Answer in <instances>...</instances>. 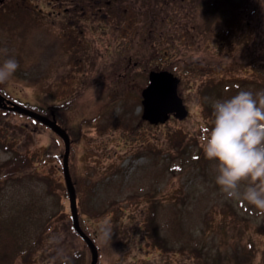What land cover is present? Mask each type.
Wrapping results in <instances>:
<instances>
[{"label": "rangeland", "instance_id": "obj_1", "mask_svg": "<svg viewBox=\"0 0 264 264\" xmlns=\"http://www.w3.org/2000/svg\"><path fill=\"white\" fill-rule=\"evenodd\" d=\"M164 1L122 0L119 10L134 23L139 22L136 14L145 18L147 28ZM204 1L203 9L196 7L199 0L164 6L173 13L174 41L148 39L139 48L142 66L130 65L127 72L118 64L120 54L136 50L129 38L139 34L114 17L94 20L92 29L82 17L84 0L79 2L78 30L61 25L65 20L56 11L64 6L53 12L43 0H31L30 11L0 18V62L8 57L19 62L0 90L41 115L58 110L57 123L69 137L77 223L95 240L97 264H264V216L244 201L225 198L200 143L201 125L211 121L208 108L221 99L217 95L233 92L236 83L253 93L264 90V0L235 2L256 11L252 46L225 30L229 13L209 22V30L205 21L218 9L210 1L217 5L218 0ZM188 8L192 14L187 17L183 11ZM6 9L0 7V15ZM188 26L201 31L199 36L187 35ZM150 67L182 76L185 118L157 124L141 119L140 90L147 83L143 69ZM63 151V140L49 127L19 111L0 110V162L20 153L28 157L17 180L0 179L6 214L0 211V218L17 219L20 204H27L33 216L24 221L25 231L42 228L47 217L55 226L31 246L30 257H18L16 264H69V257L78 264L70 256L74 249H83L90 262L69 208ZM152 211L166 242L154 240L145 226ZM105 231L111 233L106 243L100 239Z\"/></svg>", "mask_w": 264, "mask_h": 264}, {"label": "clouds", "instance_id": "obj_2", "mask_svg": "<svg viewBox=\"0 0 264 264\" xmlns=\"http://www.w3.org/2000/svg\"><path fill=\"white\" fill-rule=\"evenodd\" d=\"M19 69L8 57L0 62V86ZM204 159L214 164V182L226 199L244 201L264 216V90H238L212 104L210 123L201 125ZM111 233L100 237L110 241Z\"/></svg>", "mask_w": 264, "mask_h": 264}, {"label": "trees", "instance_id": "obj_3", "mask_svg": "<svg viewBox=\"0 0 264 264\" xmlns=\"http://www.w3.org/2000/svg\"><path fill=\"white\" fill-rule=\"evenodd\" d=\"M188 0H181L179 3V6H182L183 4L186 3ZM119 2H122V0H112L113 5L117 4V6L112 7L111 13L116 16V17H125L124 14H122L119 10ZM236 0H218L217 5L215 4V1H210V4H212L215 8L218 7L217 13H214L209 15V21H205L207 28L209 29V22L213 20L214 23L219 21L220 15L223 13H229V17L231 21H227V25L225 27V30H233L232 32L237 33L239 40L243 43L242 45H248L252 46L254 45L251 32H256V30L253 27V23L251 21L253 18H256V11L254 10H247L246 6H241L239 7L238 5H235ZM205 3V1L199 0L197 3V8L203 9L202 5ZM220 6V7H219ZM193 12L197 13L196 8L193 7L192 10ZM120 12V14H119ZM188 17V13H190V9L188 8L186 11H183V14ZM202 15V14H201ZM247 15H249L247 17ZM138 15H135V18ZM243 17V20L241 19ZM250 18V19H249ZM119 23V21H118ZM118 25V24H117ZM141 31H150V34L154 32L153 35L150 36V39H154L155 36L159 35V28H156V24L152 21L150 23V27H143L140 26ZM115 30V29H114ZM113 30V31H114ZM210 30V29H209ZM245 31V32H244ZM250 32V34L248 33ZM192 34L195 36H199V33L201 31H198L195 33V30L191 28ZM257 33H253V37H256ZM226 90H230V86L226 87ZM238 90H246L244 87L240 88L239 85L232 84V91L233 92H228V93H223L219 94L217 96H221V99L227 98L231 95H234ZM211 108V111H210ZM41 109V108H40ZM43 110V108L41 109ZM54 113L56 114L55 108L53 109ZM208 113H212V106L208 108ZM7 139V137H5ZM4 147V146H3ZM6 148H8L6 146ZM28 157L26 153H20L16 154L15 156H10L7 159L3 160L0 162V179H3L5 181L13 179L17 180L18 179V173L20 170L23 168L24 165L27 164ZM21 166V167H20ZM20 167V170L18 168ZM78 191V190H77ZM20 206L23 208L21 211H19V215L24 217V219H21L20 216L15 219L13 216L7 215L9 217V221H6V218H0V264H16L17 263V258L20 257V259L24 258L26 260L27 257H30L31 255V246H35L37 244H40L41 238L43 235L55 226H53L52 222L49 221L50 217H47L46 220L42 218V223L40 226L43 227L39 228V226L35 225L33 229H28V231H25L26 227V222H30L31 217L33 216L32 212V207H29L27 204L23 206V204H20ZM0 211H2L5 214V208L0 205ZM17 213V212H16ZM154 212L152 211V214H150V219L149 223H145V226L150 230V235L154 240H160L164 239V237L161 236L158 228V224L154 223V220L152 219ZM6 215V214H5ZM13 217V219H11ZM30 217L29 219H27ZM27 219V220H26ZM11 221V222H10ZM24 221H26L24 223ZM46 222V223H45ZM34 223V222H33ZM39 228V229H36ZM27 234L30 236H35L32 240H30L27 237ZM166 242V241H165ZM243 246V245H242ZM89 253V251H88ZM69 256V255H68ZM70 256L73 257L74 260L78 261V264H87L86 263V254L84 253L83 249H74L73 255L70 254ZM90 257V254H89ZM69 264H72L73 262L71 261L69 257ZM89 261V258H88ZM41 264H48V262L44 263L42 262ZM234 264V263H232Z\"/></svg>", "mask_w": 264, "mask_h": 264}, {"label": "water", "instance_id": "obj_4", "mask_svg": "<svg viewBox=\"0 0 264 264\" xmlns=\"http://www.w3.org/2000/svg\"><path fill=\"white\" fill-rule=\"evenodd\" d=\"M178 79L174 77L170 72L163 71H150L149 72V83L142 90V105L143 113L142 117L149 120L150 122L156 123L157 121L163 122L168 117L169 114H173L178 118H183L187 114V110L182 103V99L177 94L176 86ZM8 103V104H7ZM0 106L9 108L12 110H17L22 113L34 116L49 125L54 131H56L65 142V151L63 155V169L64 177L66 181L67 191L69 193L70 199V209L72 213V218L74 221L75 228L79 233L86 239L90 250H91V262L90 264H95L97 258V250L92 243V241L80 230L77 223V212H76V200L74 187L71 182L69 171L67 167V156L69 150V138L64 129H62L54 119H50L44 115H41L35 111L29 110L18 104L13 103L10 100L4 101V97L0 95Z\"/></svg>", "mask_w": 264, "mask_h": 264}, {"label": "flooded vegetation", "instance_id": "obj_5", "mask_svg": "<svg viewBox=\"0 0 264 264\" xmlns=\"http://www.w3.org/2000/svg\"><path fill=\"white\" fill-rule=\"evenodd\" d=\"M44 1V5H47L48 7L51 8V10L54 12L55 9H60L62 6H64V11H56L57 14H61V18L63 20H65V24H61L63 27H67V28H71L72 30H78V27L80 28V23L78 22V20H80V14H79V10H80V6H79V2L83 0H43ZM85 3L82 4L81 8H82V17L85 18L87 24H90L89 27H91L92 29L96 28V22L94 23V20L98 19V20H104L107 21V17L103 16L100 12H99V7L96 6V1L97 0H84ZM81 2V3H82ZM109 2V1H108ZM0 7L4 8L6 7V11L7 14H2L4 12V10L2 11V15H0V18H2L4 15H8L10 16L12 13L15 12H21L26 11V10H31L32 6H31V0H0ZM41 5L38 6V8L41 9ZM66 8V9H65ZM173 13H169L165 16H163L162 20H173ZM66 15V18H65ZM102 16V17H101ZM107 19V20H106ZM109 21V20H108ZM68 23L70 25H68ZM98 26V25H97ZM100 26V25H99ZM106 26V25H104ZM102 29H104V27H101L99 30L103 31ZM126 30H132L133 34H139V30L138 29H129L126 28ZM116 32H119L116 30ZM159 35L155 36L154 39H162V40H170V32L168 31V29L166 28H159ZM120 34L122 32H119ZM124 34V33H123ZM154 32H152V34H150V31H144L142 30L139 34V36L134 39L132 41L131 38H129V44H133L136 46V50H133L132 52H128L123 54H120V59L118 61L119 66L124 68V71L127 72V70L129 69V66H136L137 64L141 63L140 61L137 62L139 60V58H141V52L142 50H140L139 48H141V45L144 42H147L148 39H150V36L153 35ZM129 44L127 46H129ZM142 49V48H141Z\"/></svg>", "mask_w": 264, "mask_h": 264}]
</instances>
